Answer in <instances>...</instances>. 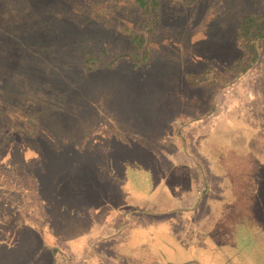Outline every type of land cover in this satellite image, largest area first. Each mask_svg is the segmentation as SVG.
<instances>
[{
	"label": "rangeland",
	"instance_id": "374dc122",
	"mask_svg": "<svg viewBox=\"0 0 264 264\" xmlns=\"http://www.w3.org/2000/svg\"><path fill=\"white\" fill-rule=\"evenodd\" d=\"M76 7V26L86 22L73 46L63 36L69 26L43 0H0V264H33L37 253L28 245L42 233L72 252L75 238L85 244L116 209L177 206L200 174L173 167L180 147L223 200L205 190L197 210L134 214L133 225L96 252L106 264H164L146 239L168 234L178 252L158 245L170 260L219 264L222 255L225 264H264V40L250 69L220 89L192 87L182 77L209 59L216 69L221 64L218 52L191 50L189 36L232 37L240 15L261 12L264 0L163 6L153 33L134 0H76ZM135 34L147 37V59L143 49L130 55ZM68 46L76 54H66ZM2 139L10 141L6 151ZM205 222L218 223L219 255L198 233ZM230 222L246 225L257 247L229 245ZM13 224L18 235L8 231Z\"/></svg>",
	"mask_w": 264,
	"mask_h": 264
},
{
	"label": "trees",
	"instance_id": "16d2710c",
	"mask_svg": "<svg viewBox=\"0 0 264 264\" xmlns=\"http://www.w3.org/2000/svg\"><path fill=\"white\" fill-rule=\"evenodd\" d=\"M197 1L198 0H134V3L138 9H142L146 14L145 23L147 31L153 33L161 23V11L163 10V6L166 9L173 7L176 10H180L182 7L191 6ZM43 3L47 8H50V13L54 15L56 19L59 17V21L61 20L64 24L69 26L70 32L65 31L63 36L67 42L76 46V31L86 22V20H83L80 22L81 24L79 27L76 26V16L77 18L82 16V13H80L82 12L81 6L76 7V0H43ZM59 8L62 9L59 11ZM191 40V36H189L188 41L191 43V50L195 51L197 47H200L201 52L207 55H213L215 52H218L220 54L219 62L221 64L220 67L216 69L215 66H211V60L209 59L204 61L205 67L198 73L185 71L182 77H184L185 81H189L192 87H197L207 82L212 88L216 90L220 89L234 82L257 61L259 57V47L261 48L264 40V9L259 13L249 11L241 14L234 26L232 37L228 38L226 34H222L220 37L215 34H206L199 40L192 42ZM147 43L148 40L145 35H133L130 39V55L137 58L139 50L143 49V58L147 59V50L145 49ZM68 49L69 51H66V54L71 52L76 54L74 47L68 46ZM58 50L59 46L56 50L57 56ZM227 51H231V54L228 55ZM124 57H126V55H124ZM81 58L83 62H86L89 59V55L83 52ZM57 63L58 62H56L53 67H56ZM135 65L134 67H136ZM86 69L90 72L94 68L87 67ZM2 141L5 144L6 151L7 147L10 145V141L8 140V144L7 140L2 139Z\"/></svg>",
	"mask_w": 264,
	"mask_h": 264
},
{
	"label": "crops",
	"instance_id": "0c3cea01",
	"mask_svg": "<svg viewBox=\"0 0 264 264\" xmlns=\"http://www.w3.org/2000/svg\"><path fill=\"white\" fill-rule=\"evenodd\" d=\"M182 153L185 160L183 161H177L176 153L179 154ZM174 168H177L179 172H181L183 168L185 167H192L193 169H197V173L200 172L198 175L199 180L197 181L196 189L193 190L189 196L183 200L181 203H179L175 207H170L167 209H161V208H140V207H129V208H122V209H116L114 211V215H112V218L107 221L106 227L99 233H95L92 235H89L87 241L85 244L76 246V238L74 240V246L73 251L71 252L69 249L66 248V246L58 241H54L53 243L47 242L42 233V239L40 243L35 241L34 244L29 243L28 245V251L29 252H35L37 253L33 264H57V262H64L65 264H106L102 256H100L96 252V247L109 239H112L113 237L119 235L125 228L133 225L134 221L131 217L134 214L142 213V215L147 216H156L161 214H168L173 212H189L197 210L203 201L204 198V192L205 194L209 195L210 198H220L226 195H220L219 193L213 191L206 181V178L204 177L203 171L201 172V167L198 165V163L195 161V158L189 154L185 148L182 149V147L179 148V151L175 152L174 155H172V161ZM228 176V175H227ZM234 184V183H233ZM201 188V189H199ZM199 193H198V191ZM204 190V191H202ZM216 196V197H215ZM220 216V211H218ZM218 223L215 222H205L201 224V229L198 233L203 232L204 237L207 239L206 242H208V248L211 249V251H216L219 254L222 253V246L221 244L218 247V244H214L213 238L214 236V228L217 226ZM14 224L11 228H9V233L13 235H18V232L15 230ZM33 234H36L39 232L38 228H33V226L28 227ZM1 231V230H0ZM226 242L231 245L235 249H240L242 251H250L257 247L253 240L252 233H250L246 227V225L241 224L239 222H230L228 224V227L226 229ZM76 237V236H75ZM163 239V240H161ZM220 239V238H217ZM161 240V241H160ZM221 240V239H220ZM145 241V240H144ZM148 242H152V245L155 244L156 252L159 255V259L163 261L164 264H204L200 260L196 259L195 257H191L187 260L183 261H174L168 259L164 253L161 251V246L158 245L163 244L168 246L174 254H176L178 251L176 247L173 244V239L166 235H157L155 234L153 237L148 240ZM222 241V240H221ZM43 246V251L45 250L44 255L40 256L39 252L41 250L38 249V245ZM209 244L211 246H209ZM221 261H218L219 264H225L224 256L219 255ZM230 262V261H229ZM233 264L232 262H230Z\"/></svg>",
	"mask_w": 264,
	"mask_h": 264
}]
</instances>
